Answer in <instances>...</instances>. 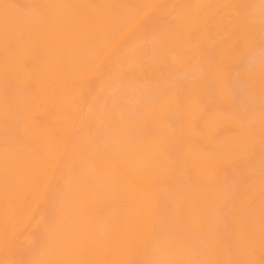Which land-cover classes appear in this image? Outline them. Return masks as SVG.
<instances>
[{
	"label": "bare ground",
	"instance_id": "bare-ground-1",
	"mask_svg": "<svg viewBox=\"0 0 264 264\" xmlns=\"http://www.w3.org/2000/svg\"><path fill=\"white\" fill-rule=\"evenodd\" d=\"M0 264H264V0H0Z\"/></svg>",
	"mask_w": 264,
	"mask_h": 264
}]
</instances>
